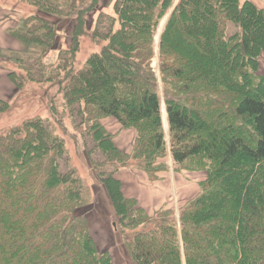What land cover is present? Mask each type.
Segmentation results:
<instances>
[{
  "label": "trees",
  "instance_id": "16d2710c",
  "mask_svg": "<svg viewBox=\"0 0 264 264\" xmlns=\"http://www.w3.org/2000/svg\"><path fill=\"white\" fill-rule=\"evenodd\" d=\"M25 1L36 10L8 33L25 48L40 47L41 56L59 51L56 73L46 79L58 76L65 103L105 158L101 165L114 169L102 170L101 184L133 263L264 264V27L257 41L249 31L264 21V5L114 0L113 13L101 14L111 25L89 29L86 13L97 0L85 7L83 0ZM168 12L158 55L169 145L152 66ZM74 18L71 45L61 49L59 28ZM85 33L100 48L62 78ZM8 105L0 98V107ZM109 117L137 132L133 151L114 143L103 123ZM66 151L42 118L0 134V264H114L78 213L90 189L75 169L62 171ZM169 153L176 171L206 177L178 210L149 213L124 195L115 171L135 165L155 180Z\"/></svg>",
  "mask_w": 264,
  "mask_h": 264
},
{
  "label": "rangeland",
  "instance_id": "374dc122",
  "mask_svg": "<svg viewBox=\"0 0 264 264\" xmlns=\"http://www.w3.org/2000/svg\"><path fill=\"white\" fill-rule=\"evenodd\" d=\"M253 1L259 6L264 5V2ZM83 2L81 7L92 4V0H83ZM240 2L243 4L244 0H240ZM93 4L91 10L86 13L88 28L96 27L98 29L101 24L109 27L111 21L101 16V14L113 13L114 0H97ZM0 6L12 10L18 18L31 15L36 10L34 5L25 0H0ZM169 14L168 12L162 19L157 30L155 37L156 56L152 61V66L159 79L162 119L168 145L170 143V131L166 121V106L162 92L158 51L160 34ZM263 23L264 21L253 23L254 25L250 28L249 31L252 33L253 41L259 39L258 35L264 27ZM16 24H18V21H16ZM75 24V18L61 24L62 28H59L60 41L57 44L61 49H68L71 45ZM91 37L89 33L79 36V51L76 53L75 58L70 60L71 63L75 62V64H72L70 68L62 73V78L71 72L74 73L79 64L84 63L93 52L98 51L100 48L99 43L93 42ZM9 46L11 45L6 42L5 44L0 42V98L9 102L7 107H0V134L14 127H20L26 121L36 118H42L48 123L49 128L52 131L54 130L65 143L67 151L64 159L60 162L62 171L67 172L70 169H75L83 179L86 187L90 189V194L85 197L84 207L79 209L78 213L87 216L91 236L94 238L98 249L109 250L114 264H134L129 248L120 235L119 218L101 184L100 173L102 170L111 172L114 169L110 167V164L101 165L105 158L100 149H94L90 138L86 139L84 136L83 129L85 125L81 124V115L72 112L65 103L62 93L64 86L60 85L59 87L58 76L52 81L46 79L56 73L59 51L52 50L45 56H41L42 49L31 43L28 44L27 48L23 47L19 41L15 45L17 48ZM18 50V53H13V51ZM260 72H264V54L261 56ZM261 91L263 89L260 90V93H262ZM104 122L109 129L116 131L115 134L113 133L114 143H117L121 147L120 149L126 152L133 151L137 132L133 128L128 130L122 128L115 119L104 118ZM169 156L171 157L170 153L167 158ZM164 162L167 168L160 171L155 180H151L148 173L143 169H139L135 165L130 166V164L124 167L119 166L118 170L115 171V176L118 178L117 174L122 169H139L142 174L139 173L138 178H143L139 183V186H141L139 190L140 193L144 194L146 201L153 203L165 201L167 203L165 207L167 208H172V205L180 208V205L182 206L189 201V197L199 190L200 184L198 185L194 181L205 178L206 172L201 170L178 172L171 165L170 159L169 163L167 159ZM162 174H165L167 179L161 178ZM185 174L189 175L191 179H184L188 178ZM171 179H174V184H172ZM131 181L134 180H128V185L132 184Z\"/></svg>",
  "mask_w": 264,
  "mask_h": 264
},
{
  "label": "crops",
  "instance_id": "0c3cea01",
  "mask_svg": "<svg viewBox=\"0 0 264 264\" xmlns=\"http://www.w3.org/2000/svg\"><path fill=\"white\" fill-rule=\"evenodd\" d=\"M255 1L256 2H258V1L264 2V0H255ZM2 19H4V20H2ZM16 21H18V17L15 14H13L12 10L10 11V9H8V8L4 9L3 7L0 6V42H2V44H5V42L10 44L11 46H9V47H11V48H17V47H15V45L19 41V40L17 41V39L15 37H13L12 35H10L8 33L9 28H14L17 25ZM108 119L114 120V118H111V117H109ZM166 121L168 123L167 113H166ZM116 122L118 124H120L117 120H116ZM103 123H104V126L109 131H111L114 134L116 133V131H112L111 128L109 129L108 126H106L107 124L104 122V120H103ZM115 144L117 145V143H115ZM119 148H121V147H119ZM169 159L171 160V165L173 166V161H172V158L170 156H169V158H167L168 163H169ZM139 173L142 174L139 169L138 170H136V169L135 170H133V169H130V170L122 169L119 171L117 176H118V179L122 183V191H123L124 195L126 197H129V198H135L138 201L139 205L142 206L149 213H153L155 210L159 209L160 207L167 205V203L165 201L153 203L150 201L148 202L144 199V194L140 193V190H139V188L141 187V186H139V183H141L140 181L143 180V178H138ZM187 177L188 178H184V179H186V180L191 179L189 175ZM161 178L167 179V178H165V174H162ZM203 179L204 178L196 179L194 182H197L199 185L200 181H202ZM128 180H134V181H131L132 184L128 185ZM171 181H173L172 184H174V179L173 180L171 179ZM199 192H200V188L197 192H195L192 196H190L189 199H192L193 197H195ZM172 208H174L175 210H178V207H176V206L172 205Z\"/></svg>",
  "mask_w": 264,
  "mask_h": 264
},
{
  "label": "water",
  "instance_id": "95a60500",
  "mask_svg": "<svg viewBox=\"0 0 264 264\" xmlns=\"http://www.w3.org/2000/svg\"><path fill=\"white\" fill-rule=\"evenodd\" d=\"M167 20V19H166ZM166 22V21H165Z\"/></svg>",
  "mask_w": 264,
  "mask_h": 264
},
{
  "label": "bare ground",
  "instance_id": "6f19581e",
  "mask_svg": "<svg viewBox=\"0 0 264 264\" xmlns=\"http://www.w3.org/2000/svg\"><path fill=\"white\" fill-rule=\"evenodd\" d=\"M161 35V34H160Z\"/></svg>",
  "mask_w": 264,
  "mask_h": 264
}]
</instances>
